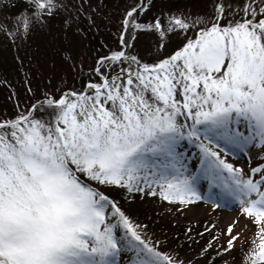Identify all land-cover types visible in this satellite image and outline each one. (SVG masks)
Returning <instances> with one entry per match:
<instances>
[{
	"label": "snow or ice",
	"instance_id": "snow-or-ice-1",
	"mask_svg": "<svg viewBox=\"0 0 264 264\" xmlns=\"http://www.w3.org/2000/svg\"><path fill=\"white\" fill-rule=\"evenodd\" d=\"M85 4L92 6L91 0H26L19 7L30 11L18 24L26 36L67 12V25ZM146 10V0H136L125 11L122 49L97 61L95 82L0 119V264H119L126 252L131 264H184L145 239L146 226L106 192L187 207L202 200L201 178L252 218L257 236L246 264H264V163L245 173L221 156L264 149V0L236 8L218 0L211 18L169 14L166 22L157 17L142 25L138 17ZM129 28L155 32L161 41L194 30L195 38L148 64L125 51L135 39L125 38ZM184 140L199 141L198 174L177 150ZM232 231L230 225L224 253L238 239Z\"/></svg>",
	"mask_w": 264,
	"mask_h": 264
},
{
	"label": "rangeland",
	"instance_id": "rangeland-1",
	"mask_svg": "<svg viewBox=\"0 0 264 264\" xmlns=\"http://www.w3.org/2000/svg\"><path fill=\"white\" fill-rule=\"evenodd\" d=\"M73 2L79 3V0ZM135 2L91 0L92 6L85 4V11L78 15L73 12L67 25L63 17L68 13L62 12L50 19L47 26H35L25 36L22 25L18 24V17L30 11L27 7H19L26 4V0H0V119H14L26 113L34 103L40 102L41 105L46 96L59 98L66 91H79L89 82H95L98 79L94 71L97 61L122 49V20L125 11ZM146 2L147 10L138 17L142 25L152 23L157 17L166 22L169 14H197L211 18L218 0ZM219 2L236 8L242 6L244 0ZM234 15L230 13L229 18ZM129 34L135 39L131 40L132 47L125 51L148 64L169 57L187 39L195 38V30L187 35L170 33L163 41L155 32L129 28L128 33H125L126 39ZM68 57H71L70 62ZM187 143L188 147L193 144ZM195 146L193 144L192 149L181 152L193 174L200 164V150ZM243 153L231 149L227 154L221 152V156L245 173L264 163V149L250 147ZM197 190L202 200L187 207L169 204L158 196L140 193L129 195L119 189L109 190L106 194L135 224L146 226L143 227L145 239L158 244V250L184 261V264H246L243 258L253 250L257 225L252 222V218L245 216L237 201L229 200L222 191H213L208 182L200 179ZM230 225L233 227L232 235L238 236V239L232 251L224 253L230 238L227 234ZM118 236H123L122 230L118 231ZM210 241L215 244V249L208 248ZM205 248H208L207 253L204 252ZM217 251L221 255L206 260L207 254ZM131 258L132 253H123L119 264H128Z\"/></svg>",
	"mask_w": 264,
	"mask_h": 264
},
{
	"label": "trees",
	"instance_id": "trees-1",
	"mask_svg": "<svg viewBox=\"0 0 264 264\" xmlns=\"http://www.w3.org/2000/svg\"><path fill=\"white\" fill-rule=\"evenodd\" d=\"M188 148V143L187 141H185V143L183 144H179L178 146V152H183L184 149ZM114 195H116V193L113 192ZM157 222V221H156ZM168 224L170 226V222L168 221ZM158 225V223H156V226ZM160 230V228L158 229V231ZM211 249V248H210ZM217 252L211 253L210 255L207 254V259L206 260H211L212 258L217 257L218 255L216 254ZM246 259V257L243 258V260Z\"/></svg>",
	"mask_w": 264,
	"mask_h": 264
},
{
	"label": "bare ground",
	"instance_id": "bare-ground-1",
	"mask_svg": "<svg viewBox=\"0 0 264 264\" xmlns=\"http://www.w3.org/2000/svg\"><path fill=\"white\" fill-rule=\"evenodd\" d=\"M196 207H199V206H196Z\"/></svg>",
	"mask_w": 264,
	"mask_h": 264
}]
</instances>
